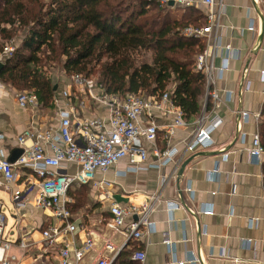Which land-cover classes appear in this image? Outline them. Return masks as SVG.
Here are the masks:
<instances>
[{"label": "crops", "instance_id": "obj_1", "mask_svg": "<svg viewBox=\"0 0 264 264\" xmlns=\"http://www.w3.org/2000/svg\"><path fill=\"white\" fill-rule=\"evenodd\" d=\"M215 4L220 11L215 37L222 47L215 51L213 63L225 64L212 84L219 95L218 106L206 96L205 82L201 110L188 118L183 113L185 125L176 127L170 140L164 137L163 129L172 123L173 115L150 109L148 115L141 116L142 123L151 121L158 126L155 147L176 149L171 159L158 164L151 145L140 141L147 157L137 170L127 169L129 162L125 157L106 171L95 173L94 181L104 179L106 183L73 186L70 190L82 193L75 197L71 195L73 191H68L70 221L76 227L61 239L67 244L71 264H94L103 254L106 240L119 248L118 255L128 252L127 256L117 255L112 264H127L137 249L145 251V260H133L134 264H264V152L259 160L249 152L252 135H260L264 129V0H216ZM169 6L185 7L175 3ZM191 6L201 9L206 19L205 7ZM225 45L230 47L228 51ZM64 77L58 75L59 81L63 83ZM62 88L63 84L54 95L60 94ZM17 91L0 81V147L8 160L20 149L17 137L22 132L55 131L58 126L57 106L52 100L48 106L21 108L15 99ZM85 112L102 113L91 102ZM215 115L220 122L209 132L210 146H197L181 157L195 127L200 121L201 125L207 124ZM198 151L213 154L193 157L177 181L182 161ZM14 171L15 180L9 189L0 187L10 201L8 210L12 211L10 219L4 215L5 227L7 220L12 221L3 235L10 243L5 256L15 257L9 264H59L56 256L46 252L42 237L43 229L59 225V221L49 209L33 205V192L27 195L24 205L14 204L13 192L24 189V180H35L26 167H15ZM152 193H157L160 200L149 215L152 227L140 239L127 238L108 226L112 203L120 207L140 206L149 201ZM165 201H175L179 206L169 212ZM0 204L4 206L1 199ZM208 210L211 212L206 213ZM134 218L126 217V222ZM87 237L93 239V248L76 261L74 252ZM22 238L28 242L27 248L19 247Z\"/></svg>", "mask_w": 264, "mask_h": 264}, {"label": "built area", "instance_id": "obj_2", "mask_svg": "<svg viewBox=\"0 0 264 264\" xmlns=\"http://www.w3.org/2000/svg\"><path fill=\"white\" fill-rule=\"evenodd\" d=\"M170 1L185 7L201 5L207 9L204 25L197 28L185 27L182 33L187 37L199 38L205 44L203 50L196 56L195 65L196 69L205 75L206 96L211 98L214 106L217 107L219 95L212 88V84L215 78H219L222 74L225 64L215 66L213 63L215 51L222 47L220 39L215 37L220 12L219 7L216 8V0H160V3L168 4ZM14 48L12 41L5 43L1 56L10 57ZM224 48L228 51L230 47L225 45ZM64 78L66 80L63 81L60 94L55 96L54 92L52 95V102L57 106V129L22 132L17 137L21 153L13 162L3 156L0 147V187L9 189V184L15 180V167H26L30 170L35 180H24V189L13 192L12 200L17 207H20L26 203L27 195L33 192V205L51 211L53 217L59 221V225H51L42 230V237L46 243L45 250L48 254L56 256L59 264H71L68 260L69 249L61 239V236L73 232L76 227L70 221L68 191L73 186L106 183L104 179L94 181L95 173L106 171L125 157L129 162L127 169L137 170L138 164L144 162L147 157V150L140 141L151 145V153L158 164L170 160L176 149H157L155 141L158 126L151 121L142 123L141 116L148 115L150 109H159L173 115L172 123L163 129L164 137L168 140L173 136L176 127L185 125V120L182 110L172 101L167 91L156 96H147L139 92L121 95L105 91L93 77L76 73L65 75ZM15 99L21 108L35 109L39 106L34 89L19 90ZM88 102L99 107L102 113L86 114ZM219 122L220 117L216 115L207 124L201 125L200 121L184 146L181 157L197 146L201 149L209 147L212 143L209 132ZM2 140L3 135L0 134V141ZM249 152L258 160L264 152L258 133L252 135ZM70 166H73L74 170L69 171ZM148 198L149 201L143 202L140 206L120 207L117 203H112L110 206L112 217L108 226L113 230L121 231L127 238L140 239L145 230L152 227L149 215L154 203L160 200L157 193L150 194ZM165 205L169 212L179 206L175 201H165ZM1 206L0 204V264H9L15 257L5 256L10 243L3 239L5 216ZM208 212L211 210L206 211ZM133 215L136 218L126 222V217L131 218ZM28 246L24 238L20 239V248ZM92 248L93 239L87 237L83 245L74 252L75 260H80ZM118 252L119 248H115L109 240H106L103 254L96 258L94 264H112ZM131 257L134 261L143 263L145 251L137 249ZM177 263L184 262L177 261Z\"/></svg>", "mask_w": 264, "mask_h": 264}, {"label": "trees", "instance_id": "obj_3", "mask_svg": "<svg viewBox=\"0 0 264 264\" xmlns=\"http://www.w3.org/2000/svg\"><path fill=\"white\" fill-rule=\"evenodd\" d=\"M204 24L201 9L160 0H0V81L34 89L39 104L48 106L63 84L49 67L66 76L94 77L96 70L105 91L147 96L167 91L188 118L202 107L205 77L195 58L204 43L182 31ZM21 30L25 34L11 56H1ZM259 139L264 148V129ZM70 191L74 197L80 192Z\"/></svg>", "mask_w": 264, "mask_h": 264}, {"label": "rangeland", "instance_id": "obj_4", "mask_svg": "<svg viewBox=\"0 0 264 264\" xmlns=\"http://www.w3.org/2000/svg\"><path fill=\"white\" fill-rule=\"evenodd\" d=\"M178 8H180V7H178ZM193 28H197V27H193ZM24 34H25V30L19 31L17 33V35H16L15 40L12 41L13 45H16V44L18 45ZM145 56H146V54L143 56V59L145 58ZM147 56H146V58H147ZM103 59H105V58H102L101 61H103ZM97 66L98 65H96L95 69H98ZM48 73L51 74V77L52 78L56 79L57 76L60 73V70L57 69V68H55V66H53V68L52 67L51 68L50 67L48 68ZM92 75L94 76L93 78L97 77V71L95 70ZM0 199L4 202V206L3 207L1 206L2 207V212L4 213L5 216H7V219H10V215H11L12 211L8 210V208L9 207L11 208V204H10V201H9L7 195L2 190H0ZM11 224H12V221L7 220V225L5 227V231H6V229H9V227H10Z\"/></svg>", "mask_w": 264, "mask_h": 264}, {"label": "water", "instance_id": "obj_5", "mask_svg": "<svg viewBox=\"0 0 264 264\" xmlns=\"http://www.w3.org/2000/svg\"><path fill=\"white\" fill-rule=\"evenodd\" d=\"M168 4L169 5H172L173 2L170 1ZM3 65H4V62L3 61H0V70L3 67ZM54 89H55V87H54ZM20 153H21V149H17L9 157V161L13 162ZM210 154H213V153L212 152H207V151H198V152H194L189 157H187L185 160H183L182 163H181V165H180V167H179V170L177 172V181H179L180 175L182 174L184 167L187 165V163H189L191 161V159L193 157H195L196 155H210Z\"/></svg>", "mask_w": 264, "mask_h": 264}]
</instances>
